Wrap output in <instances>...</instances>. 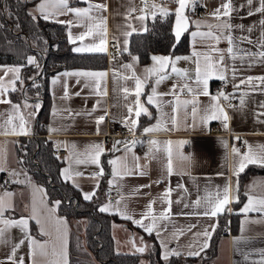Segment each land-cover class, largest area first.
<instances>
[{"label": "crops", "instance_id": "crops-1", "mask_svg": "<svg viewBox=\"0 0 264 264\" xmlns=\"http://www.w3.org/2000/svg\"><path fill=\"white\" fill-rule=\"evenodd\" d=\"M33 2L30 11L39 0H33ZM154 2L167 8L169 13H173L171 28L174 35V13L177 5L173 0H154ZM223 2L224 0H197L194 10L191 8L185 10V15L188 17V28L182 33V35H187L185 51L173 54L154 52L147 61L142 62L139 59L134 64L136 75L144 79L145 69L154 66V61L151 59L153 55L172 56L173 58L189 57V59H180L175 64L177 69L187 73L186 76H178L173 73L171 65H169L163 73L168 76V79L162 81L158 86L155 84L156 76H151L145 80V87L140 99L141 103L147 107L150 115L142 113L134 131L128 130L132 135L116 139V141L124 142L136 141L135 145L131 146L132 151L126 152L124 144L121 143L117 145L119 151L112 150L103 153L100 157V165L103 167V163L106 162L109 173L103 180H101V177L98 178L99 187L101 186L100 194L103 198L98 209L109 202L113 205L106 213L116 217L110 225V230L114 239V247L118 251L140 252L137 249L145 246V250H152L155 243L161 259H164L166 250H175L181 256H191L188 254L189 252L201 251L206 239L207 244L209 240L203 233L206 230L212 233V228L215 227L219 215L216 217L205 216L203 212L210 208L209 199L215 200L217 192L222 194L225 186H229L232 199L225 208L227 221L216 239V251L208 264H259L264 259V255H262L264 253V224L252 222L264 220V215L258 212L244 214L241 211L248 203L249 197L264 198V172L250 171L242 176L244 170L248 166L264 167V164H247L237 176L235 171L239 157L232 152L233 147H236L240 149V153L243 155L248 151L249 145L255 153L264 150V122H261L264 121V116L258 115L264 112V108H261V105L264 104V83L255 79L264 76V63L260 62L258 56L247 55L248 53H258L260 51L256 43L260 40L262 28L259 21L264 20V14L256 13L248 16L249 7L246 0H232L235 11H233L230 18L222 19H227L233 25L231 35L233 36V48L236 53V58L233 59L226 51L229 47L226 40L221 39L217 43L210 38L200 36H197L194 40L191 35L195 31L205 33L212 31L217 34L224 31L227 34V30L217 29L216 26L220 21L211 15ZM88 3H104L107 5L106 12H92V15L96 16L97 19L100 16L107 18V51L78 53H102L105 55V65L102 67L75 66L62 68L51 73L47 81L46 112L39 126L41 135L51 140L53 151H63L59 154L54 153L61 160L60 177L61 170L68 166L69 162L66 158L70 153L84 154L90 150L91 145L96 143H101L104 147L106 131L112 123H121L122 118L127 116L126 105L135 99L134 95L129 96L127 99L124 97L122 89L124 87L134 89V81L122 78L131 75V72L125 69L123 65L133 63L132 57L139 56L135 53L130 55L127 51L122 52V47L125 39L127 41L129 39V36L124 35L126 31H129L127 28L129 23H132L138 29L137 32L143 31L140 21L126 19L127 10L133 6L137 9L133 15H140V9L143 7L142 2L141 0H88ZM88 3H85L84 0H69L72 7L85 8L88 7ZM148 3H153V0H149ZM241 5H244V7L241 8ZM256 7H258V2L253 0L251 8L255 9ZM156 15L161 14L157 12ZM149 18H151V12H149ZM58 19L73 21L71 25L62 23L65 26L66 38L71 43L72 50L78 46L99 43L100 36L98 33L86 37L83 42L77 41L75 44L69 39V31L72 37H76L86 31V27L91 23L90 21L86 19L77 20L72 15L59 16ZM147 20L144 22L145 25ZM196 22L199 23V28L196 27ZM237 25H244V29L236 27ZM250 26L252 32L248 33L247 28ZM113 37L116 40H113ZM240 37H249L253 43L241 42ZM110 42H114L115 46H110ZM213 48L224 52V65L227 66L226 81L236 94L234 103L230 105H224L219 101L228 115L227 128L224 127L225 122L222 118L204 121V117L209 114L212 105L215 103L211 97L217 95L215 85L220 79L216 75L209 79L208 91L210 95L208 96L199 95L196 84V57L193 56V52L209 53L214 62L219 56V52L212 51ZM28 56H35V54H26L24 57L25 62ZM200 62L203 65V56L200 57ZM0 65L22 66L20 63L14 62L0 63ZM233 68L235 69L234 74ZM76 71L106 72L107 77L106 80L101 82V87L103 88L106 85L107 95L97 96L94 92V82L84 77L61 76L60 82L55 85L52 84V80L57 75ZM0 75H3L2 70H0ZM250 76L254 79L251 83H248L247 77ZM10 78L11 74H9ZM77 79H79V83H77ZM241 81L245 82L241 83ZM185 82L196 89L197 95L193 96L187 90L180 93L179 88L177 92L181 101H191L193 99L198 101L195 117L192 115L193 105L191 103L181 104L179 109L174 111L176 98L172 95L158 97L161 101L160 107L155 104H147V96L151 94L153 87H156L157 93H168L174 84L179 86ZM19 83L18 81L15 85L16 89L19 88ZM65 84L70 97L67 100L61 99L64 95ZM85 84L89 86L85 87ZM23 87L20 93H23ZM10 92L6 94V98L10 99L12 104L21 105V108L20 112L16 113L11 105L0 104V168L4 169L0 171V177L2 174H6L12 181L11 190H3L0 185V196H3L6 192L12 194L10 207L4 215L6 218L13 219L30 218L29 233L40 242L50 240V237L42 234L41 224L36 222L37 219L45 223L46 228L52 232L53 237L55 236L54 220L56 218L65 220L67 259L68 264H70V260H72V243H76L77 239L80 238V246L84 248L80 232L77 229L75 231L72 221L58 213L57 207H55V201L57 200H49L45 186L32 178L20 163L17 154V143L20 137L26 135L4 134L6 129L10 130L14 125L18 128L20 114H23L26 120L27 135L34 133L35 118L40 109V107L35 109L34 106L36 104L40 105V102L37 98H28L25 95L17 99L10 98ZM76 93H80V95L77 96ZM241 99L244 101L243 105L240 103ZM97 100L100 101V105L93 112L92 109L96 106ZM25 101L31 107L25 108ZM65 109H70L71 115ZM54 110H56L55 116H53ZM105 110L107 115L104 122L99 126L100 132L97 135L96 119L105 115ZM33 111L36 114L30 116L29 113ZM87 113H91V115ZM173 117H175V123L172 122ZM10 119L11 123H8ZM157 124H160V127L156 131L144 132L145 128L155 127ZM152 140L159 143L153 146L150 143ZM169 141L172 142L171 145L168 144ZM65 143L69 145L67 149L63 146ZM57 145L60 146L59 149H57ZM169 147L172 149L173 171L171 175L167 172V149ZM134 156L140 158L138 162L134 160ZM117 157L124 159L132 170V174L117 177L113 180V166L108 161ZM184 157H190V159L185 160ZM136 163L142 168H136ZM72 168L74 171L84 173L83 177L75 178L83 192L95 190L96 193L98 191L99 187L95 188L97 181L89 178L92 173L98 171L97 165L91 163L77 164L74 156ZM141 170L145 171L146 174L139 175ZM13 172L17 175L13 176ZM110 180L113 181L111 185L109 184ZM69 183L73 186L71 182ZM143 185L151 186L142 187ZM181 185L183 187H180ZM169 187L172 189L169 197L172 201L171 212L168 213L169 218L166 220L157 218L156 228L152 234H148L142 227L135 224L134 220L142 218L143 214L148 211V205L152 201H155L152 205L153 214L159 217V214L167 208V202L163 201L161 197ZM38 189H43L44 192L41 193ZM75 189L83 198L82 192L77 188ZM106 191L112 193L113 201H109L104 197ZM236 197H238V201L241 198L239 204ZM198 199L200 200L199 206L195 203ZM117 201L120 202L119 205H117ZM234 203H237L236 207H234ZM185 205H188V207H185ZM34 207L36 210L35 216L33 215ZM50 208H55V211L52 215V221H47L49 215L47 209ZM122 213L131 216L132 220L125 219ZM246 219L249 221L247 224L244 223ZM150 220V217L144 219L143 223L147 225ZM77 222L79 224L78 228L82 229L81 221L77 220ZM22 238L23 233L19 228L9 229L5 233V240L8 242L0 243V264H12V261L8 259L12 244L17 243ZM161 241H163V244ZM29 252L30 244L26 240L24 245H21L16 251V257L17 259L23 257L25 264H31ZM171 256L173 255H169V257ZM53 259L51 255L38 257V264H50ZM77 264H85L84 259H78Z\"/></svg>", "mask_w": 264, "mask_h": 264}, {"label": "snow or ice", "instance_id": "snow-or-ice-1", "mask_svg": "<svg viewBox=\"0 0 264 264\" xmlns=\"http://www.w3.org/2000/svg\"><path fill=\"white\" fill-rule=\"evenodd\" d=\"M85 3H88V0H84ZM143 7L140 9V15L134 16L133 14L137 11V9L133 6L130 7L127 10L126 19H134L141 22V27L144 32H147L148 29L144 22L149 18V12H151V18L154 20L156 18V13L159 12L162 16H167L169 14V10L162 5H157L154 0L153 3L149 4L148 0H141ZM173 2L177 5L175 9V29H174V38L178 42L180 40V37L183 32H185L188 28V17L185 15V10L188 8H191L192 10L195 9L197 0H173ZM258 7L255 9H252L251 6L253 5V0H246V4L249 7V11L247 12L248 16L255 15L256 13L264 14V0H257ZM241 8L244 7V5L240 6ZM95 11L96 13H103L107 11V5L104 3L99 4H92L88 3V7L85 8H79V7H72L69 4V0H39V2L35 5V7L27 13V15L31 18L33 23H37L38 19H43L44 21L54 20L57 23H65L68 25H71L73 23L72 20L62 21L59 20V16L64 15H72L77 20H88L91 23L86 27V31L82 32L80 35L76 37H72L71 32L69 31V39L70 41L75 44L77 41L83 42L86 37L94 36L97 33L100 36L99 43H93L89 45L84 46H78L73 49L75 52H106L107 51V18L105 16H100L99 19H97L96 16L92 15V12ZM233 11H235L233 7L232 0H224L223 3L220 4L219 7H217L211 15L216 18L220 23L216 26L218 30H227V34H225L224 31H220L219 34L214 33L212 31L208 32H192L191 35L193 39L197 36H200L202 38H210L217 43L221 39H224L228 42L229 47L227 48V53L232 56L233 59L236 58V53L234 52L233 44V36L231 35V29L233 28V25L228 22L227 19L222 18H230ZM259 24L262 28V31L260 33V40L257 41L256 46L260 49L258 53H248L249 56H258L261 63H264V20L259 21ZM2 27V25H0ZM17 28L20 27L19 24L16 25ZM196 27L199 28L200 25L198 22H196ZM211 27V26H209ZM236 27H239L240 29H244V25H237ZM127 28L129 31H126L124 35L126 37L131 36L133 33L137 32L138 29L132 24L129 23L127 25ZM247 32H252V27L247 28ZM241 42L247 41V43L252 44L253 41L249 37H240L239 38ZM113 40H116L115 37H113ZM46 43V41H45ZM119 43V41H117ZM127 39L124 41V46L122 47V52L127 51ZM212 51L219 52V56L217 59L213 62L212 56L209 53H199V52H193V56L196 57V84L199 89V95L208 96V81L212 78L213 75H216V77L220 80H226L227 77L225 73L227 72V66L224 65V52L213 48ZM131 55V53H129ZM203 56L204 62L203 65H201L200 57ZM133 63L125 64L123 67L131 72L130 76H124L122 77L125 80H133L134 81V89H129L127 87H124L122 89L124 93L125 99H127L129 96L135 97L133 101H131L128 105H126L127 108V116L123 117L121 120V123L125 125V127L128 128L129 131H134V129L137 127V123L139 120V117L141 114L150 115L148 113L147 107L143 103H141V95L143 92V89L145 87V80H147L151 76H156L157 79L155 80V84L158 86L162 81L168 79V76L163 74L165 73V69L171 65V71L173 73H176L178 76H186V72H182L181 70L177 69L175 67V64L180 59H189V57H175L172 56H157L153 55L151 59L154 61V66L151 68L145 69V77L144 79H141L140 76L136 75L134 64L139 61V57L133 56ZM26 65H31L36 67L37 69L40 68V65L37 61V58L35 56H28L26 58ZM0 70L3 71V75H0V104H9L12 106L14 111L16 113L20 112L21 105L19 104H12V101L10 99L6 98V94L10 91H16L15 85L18 81L21 83L23 82L20 79V71L21 67L18 66H3L0 65ZM233 74L235 73V69H232ZM9 74H11V78L9 79ZM61 76L63 77H84L92 80L95 84L94 92L97 96H106L107 95V88L106 85L102 88L101 82L106 80L107 73L106 72H92V71H76V72H64L60 75H57L53 80L52 84L55 85L58 82H60ZM253 77H247V82L251 83ZM255 79L259 80L261 83H264V76L256 77ZM245 81H241V83H244ZM77 83H79V79H77ZM35 87L39 88V85H35ZM88 84H85V87H88ZM179 88V92L183 93L185 90H187L188 93L193 94V96L197 95L196 89H193L189 86L187 82L183 83L182 85H173L172 89L168 93H157L156 87H153L151 90V94L147 96V104L152 105L155 104L158 107L161 105V101L158 99V97H162L164 95H172L176 98V107L174 108V111L179 109L181 104L187 105L191 103L193 105L192 109V115L193 117L196 116L197 108L196 105L198 101L196 99H193L191 101L185 100L181 101L179 99V95L177 92V89ZM75 95L79 96L80 93H76ZM69 93L67 90V85L65 84V91L64 95L61 97L63 100L69 99ZM223 98L224 100H228L229 96L226 95L223 92L218 93L215 96H212L211 99L215 103L212 105L209 114L204 117V121L207 122L208 120H215L222 118L224 123V127L227 128V120L228 115L224 111V108L220 105L219 101ZM241 105H243L244 101L241 99L240 101ZM100 101L97 100L96 106L92 109V111H96V108L99 107ZM24 107H31L27 101H25ZM40 107L39 104H36L34 106L35 109H38ZM261 108H264V104L261 105ZM70 115L71 110L65 109ZM36 113L35 111L29 113L30 116H34ZM88 115H91V113H87ZM56 115V110L53 111V116ZM79 115V113H77ZM107 115V111L105 110V115L99 116L96 119L97 124V135H99L100 128L99 126L104 122L105 117ZM258 115L264 116V112L259 113ZM19 126H13L10 130H5L4 134H14V135H27L28 130L25 128L26 120L24 118L23 114L19 115ZM173 123H175V117H173L172 120ZM264 122V121H261ZM8 123H11V119L8 121ZM160 124H157L155 127H149L145 128L144 132L149 133L156 131L159 129ZM52 130V129H50ZM237 139H239L237 137ZM123 143L125 146L126 152H131L133 145H135L136 141H130V142H124V141H116L113 145L114 151H119L117 148V145ZM150 143L155 146L159 142L152 140ZM171 141L168 142L169 145H171ZM66 149L69 147L67 143L63 145ZM59 145H57V149H59ZM75 147L74 145L72 146ZM104 152L103 144L96 143L90 146V150L85 152L84 154H76V153H70V155L66 158L68 160V166L63 168L61 170V177L65 182H71L73 186L77 189H79L82 192L83 199L86 201H90L94 198L96 195L95 190L92 192H83L82 189L79 188V183L76 181V177H83L84 173L79 171H74L72 168V160L73 157H76V163L77 164H86L91 163L94 165H97L98 171L95 173H92L89 177L90 179L97 181L95 184V188L99 187L98 184V178L102 177L104 175V169L100 165V157ZM168 152V160H167V172L169 175L172 174L173 171V165H172V149L169 147L167 149ZM232 152L239 157L237 168L235 171V174L238 176L240 172H242L247 164H264V150H262L259 153H255L252 150V147L249 145L248 151L241 155L240 149L233 147ZM135 161H139V157L134 156L133 157ZM57 159H60V157H57ZM185 160L190 159V157H184ZM108 163L113 166L112 168V177L113 180H115L117 177H122L125 175H131L132 170L128 167L127 163L124 161L123 158L117 157L115 159L109 160ZM136 168H142L138 163L135 164ZM3 168H0V171H3ZM145 171L141 170L139 172V175L143 176L145 175ZM13 176L17 175V173L13 172ZM112 180L109 181V184H112ZM151 185H143L142 187H150ZM180 187H183L182 185ZM41 193L44 192L43 189H38ZM186 191V189H185ZM172 189L169 187L166 189V191L163 193L161 199L163 201L167 202V208L159 214V217L153 214V208L152 205L155 203V201H152L148 205V211L143 214L142 218L140 220H134V223L138 226L142 227L145 232L148 234H152L154 229L156 228V221L157 218L161 220L168 219V213L171 212V204L172 201L169 199L171 195ZM231 189L229 186H225L223 193L217 192L215 200L209 199L208 203L210 205L209 210H206L203 212V215L205 216H212L216 217L218 214L225 211L226 206L231 202V195H230ZM11 193H5L3 196H0V243H7L8 241L5 240V233L8 232L9 229L12 228H19L20 231L23 233V238L20 239L17 243H13L11 247V252L8 256V259L12 261V264H25L24 258L20 257L17 259L16 257V251L19 249L21 245H24L25 241L27 240L30 244V252L29 255L31 257V264H38V257H48L51 255L54 259L50 261V264H68L67 259V228H66V221L61 218H56L54 220V229H55V236L53 237V234L50 230H48L45 226V223H42L40 219H37L36 222L38 224H41V231L44 236L50 237V240L40 242L36 240L34 237H32L29 233V219L21 217L19 219H13V218H6L5 212L10 207V201H11ZM238 201V197H236ZM61 201L57 200L55 201V207H58L60 205ZM119 201H117V205H119ZM196 205H200V200L198 199L196 202ZM113 207L112 203L109 202L108 204L101 206L99 208V211L101 212H108ZM185 207H188V205H185ZM118 210V209H117ZM55 208L47 209L48 217L47 221H52V215L54 214ZM242 213L248 214L249 212H258L264 215V198H254L249 197L248 203L241 209ZM33 215H36L35 207L33 208ZM125 219L132 220V217L126 214H123ZM151 218L149 224H144V219ZM253 223H262L264 224V220H257L252 221ZM245 224L249 223V221L246 219ZM215 230V227L213 226L212 231ZM159 235V233H157ZM203 235L210 239L211 232L205 231ZM163 244V241H161ZM208 246L207 239L201 248V251L203 248H206ZM146 247V246H145ZM145 247H140L137 249L140 252H143L145 250ZM166 247V246H165ZM191 256H197L200 253L199 252H189L188 253ZM169 255H180L179 252H176L175 250L165 251L164 259L167 260ZM264 255V253H262ZM259 264H264V259H262Z\"/></svg>", "mask_w": 264, "mask_h": 264}, {"label": "trees", "instance_id": "trees-1", "mask_svg": "<svg viewBox=\"0 0 264 264\" xmlns=\"http://www.w3.org/2000/svg\"><path fill=\"white\" fill-rule=\"evenodd\" d=\"M33 3V0H0V25H2L0 27V63L14 62L22 65L20 79L23 82L19 81V88L10 92V98L17 99L25 95L28 98H37L40 102V111L35 118L33 130L37 134L20 137L17 143V154L20 163L30 176L45 186L48 199L61 201L57 207L58 213L68 220L71 217L82 219L84 248L80 246L79 238L76 241L77 244L71 245L72 256L75 253L76 259H80L84 250H87L100 264H208L216 251V239L227 221L226 209L218 215L208 246L199 251V255H173L164 260L159 257L156 243L152 250L147 249L143 252L116 250L110 230V225L116 217L98 209L103 199L100 194L101 186L94 198L86 201L69 182H65L60 177L61 160L53 154L51 140L41 135L39 131L40 122L46 112L48 77L62 68L102 67L105 65V55L73 51L62 23L43 19L33 23L27 15ZM172 18L173 13L167 16L156 15L154 20L149 18L146 23L147 32H135L129 36L127 53H135L142 62H145L154 52L173 54L185 51L187 35H181L178 42L175 40L171 28ZM17 24L20 25L19 28L16 27ZM28 53L35 54L40 65L39 69L26 65L24 57ZM34 84L39 85V88ZM22 87L23 93H20ZM103 169L104 175L101 180L105 179L109 173L106 162L103 163ZM250 171L264 172V167L248 166L242 176ZM240 201L241 198L237 203L239 204ZM237 203H234V207ZM70 264H73V257Z\"/></svg>", "mask_w": 264, "mask_h": 264}, {"label": "built area", "instance_id": "built-area-1", "mask_svg": "<svg viewBox=\"0 0 264 264\" xmlns=\"http://www.w3.org/2000/svg\"><path fill=\"white\" fill-rule=\"evenodd\" d=\"M148 2H149V0H148ZM109 45L114 47L115 43L110 42ZM215 89H216L215 92L217 94L220 92H223L229 96L228 100H224L223 98L220 99V101L224 105H230V104L234 103L235 98H236V94L234 91H232L231 85L226 80H218L216 82ZM29 135H36V134L30 133ZM128 135H132V133H130L128 131L127 127H125V125L123 123H120V122L112 123V125L110 126V128H108V130L106 131V133L104 135V152L103 153H107V152L113 150V145L116 142L117 138H120L123 136H128ZM62 152L63 151H61V150L60 151L56 150V151H53V154L54 153L59 154ZM0 185H1L3 190H11L12 181L6 174H2L0 177ZM104 196L109 201H113V199H114L113 195L110 191H106L104 193Z\"/></svg>", "mask_w": 264, "mask_h": 264}, {"label": "rangeland", "instance_id": "rangeland-1", "mask_svg": "<svg viewBox=\"0 0 264 264\" xmlns=\"http://www.w3.org/2000/svg\"><path fill=\"white\" fill-rule=\"evenodd\" d=\"M70 220L73 222V224L75 226V231L78 230L80 232L81 239H82V241H84L83 240L84 232H83V230L81 228L80 229L78 228L79 224L77 222V220H80L82 222V219L81 218H77V217L76 218L75 217H71ZM84 251L85 252H84L83 256L80 257V259L81 260L84 259L85 264H100V263H98L97 259H95V257L93 256V254L91 252H88L87 250H84ZM72 257H73V264H77L78 258L76 259V257H77L76 254L74 253Z\"/></svg>", "mask_w": 264, "mask_h": 264}, {"label": "water", "instance_id": "water-1", "mask_svg": "<svg viewBox=\"0 0 264 264\" xmlns=\"http://www.w3.org/2000/svg\"><path fill=\"white\" fill-rule=\"evenodd\" d=\"M39 111H40V109H39ZM39 111H38V113H39ZM38 113H37V114H38ZM36 116H37V115H36Z\"/></svg>", "mask_w": 264, "mask_h": 264}]
</instances>
